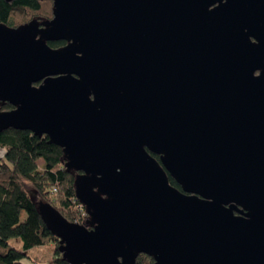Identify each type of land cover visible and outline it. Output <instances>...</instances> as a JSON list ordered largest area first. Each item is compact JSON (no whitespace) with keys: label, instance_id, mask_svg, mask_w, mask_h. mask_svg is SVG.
<instances>
[{"label":"water","instance_id":"water-1","mask_svg":"<svg viewBox=\"0 0 264 264\" xmlns=\"http://www.w3.org/2000/svg\"><path fill=\"white\" fill-rule=\"evenodd\" d=\"M50 1L0 24V132L75 173L85 225L37 205L62 259L264 264V0Z\"/></svg>","mask_w":264,"mask_h":264},{"label":"trees","instance_id":"trees-1","mask_svg":"<svg viewBox=\"0 0 264 264\" xmlns=\"http://www.w3.org/2000/svg\"><path fill=\"white\" fill-rule=\"evenodd\" d=\"M52 6L50 0H0V24L17 28L31 20H49ZM63 45V41L48 43L55 49ZM11 109V105L0 102L1 112ZM0 150V264H21L24 252L49 243L54 247V256L48 264H67L58 253L57 239L47 231L37 211V205L43 203L68 222L85 225L87 221L85 209L74 197L75 173L63 167L61 149L48 144L46 136L39 138L11 128L0 132ZM168 181L180 189L170 177ZM13 238L21 240L24 252L8 245ZM135 261L154 264L145 255H138Z\"/></svg>","mask_w":264,"mask_h":264},{"label":"rangeland","instance_id":"rangeland-1","mask_svg":"<svg viewBox=\"0 0 264 264\" xmlns=\"http://www.w3.org/2000/svg\"><path fill=\"white\" fill-rule=\"evenodd\" d=\"M0 154H2L1 150ZM22 218H24V214H22ZM8 245L13 247L16 251L24 252L22 242L19 238L9 239ZM53 250L54 247L51 243L32 247L24 252L26 256L21 259V264H48L50 259L54 256Z\"/></svg>","mask_w":264,"mask_h":264},{"label":"flooded vegetation","instance_id":"flooded-vegetation-1","mask_svg":"<svg viewBox=\"0 0 264 264\" xmlns=\"http://www.w3.org/2000/svg\"><path fill=\"white\" fill-rule=\"evenodd\" d=\"M52 17H53V16H52ZM50 19H51V18H50ZM50 19H49V20H50ZM42 21H46V20H42ZM256 75H258V73H256ZM43 137H44V136H43ZM46 137H47V136H46ZM150 156H151L152 158H154L158 163H160V162H159V156H158V155H156V154H154V153H153V154L150 153ZM234 213H235L236 216H239V213H237V212H234Z\"/></svg>","mask_w":264,"mask_h":264},{"label":"built area","instance_id":"built-area-1","mask_svg":"<svg viewBox=\"0 0 264 264\" xmlns=\"http://www.w3.org/2000/svg\"><path fill=\"white\" fill-rule=\"evenodd\" d=\"M79 207H81V205Z\"/></svg>","mask_w":264,"mask_h":264}]
</instances>
